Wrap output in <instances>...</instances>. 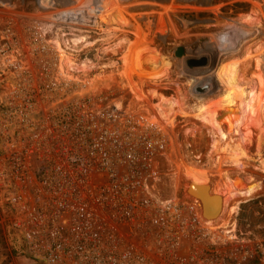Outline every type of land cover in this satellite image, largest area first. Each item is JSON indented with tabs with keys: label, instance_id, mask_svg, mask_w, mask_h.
Instances as JSON below:
<instances>
[{
	"label": "rangeland",
	"instance_id": "rangeland-1",
	"mask_svg": "<svg viewBox=\"0 0 264 264\" xmlns=\"http://www.w3.org/2000/svg\"><path fill=\"white\" fill-rule=\"evenodd\" d=\"M64 11L96 16L53 20ZM75 105L163 128L162 198L198 201L185 191L192 178L222 193L233 177L255 181L247 199L211 194L226 207L209 225L235 230L202 254L264 264V0H0V161L43 112ZM230 107L240 116L227 133L216 117ZM3 194L0 264H43L10 227Z\"/></svg>",
	"mask_w": 264,
	"mask_h": 264
},
{
	"label": "built area",
	"instance_id": "built-area-1",
	"mask_svg": "<svg viewBox=\"0 0 264 264\" xmlns=\"http://www.w3.org/2000/svg\"><path fill=\"white\" fill-rule=\"evenodd\" d=\"M38 123L0 161L1 210L30 256L43 264H222L202 254L206 241L223 243L220 230L153 192L163 148L155 123L87 105L43 112Z\"/></svg>",
	"mask_w": 264,
	"mask_h": 264
},
{
	"label": "bare ground",
	"instance_id": "bare-ground-1",
	"mask_svg": "<svg viewBox=\"0 0 264 264\" xmlns=\"http://www.w3.org/2000/svg\"><path fill=\"white\" fill-rule=\"evenodd\" d=\"M87 14H88L87 17H82V16H78V12L77 11H64V12H60V13H57L56 15H54L53 20L55 18L58 21H64V22L65 21H78V20H82L83 21L84 20L86 23H90L92 19L95 20V16L96 15H94L93 13H91V14L87 13ZM250 18H252V17H250ZM78 41L80 42L81 39L80 40L78 39ZM175 101H177V100H175ZM173 105H174V102H173ZM178 107H180V105ZM199 108H201V107H199ZM203 109H205L204 106H203ZM198 110L199 109H197V111ZM200 112H202V111H200ZM126 113H128V112H126ZM239 116H240L239 110L237 108L230 107L226 111L223 110V111L219 112L217 114L216 121H217V123L219 125H221L225 129V131L227 133H230L231 130H232L233 122L238 120ZM135 117H137V116H135ZM138 117H141V119L144 120L145 122L147 120H150V119L153 120L152 118H148L146 116H138ZM155 124H156V128L158 130V136L159 137H163V148H162L161 152H162V154H164V151H165V148H166V142H165L166 135H165V132H164L163 128L161 126H159L157 122H155ZM245 181H247V180H245ZM231 182H232V184L234 186L240 187V189H234L232 187V185H231ZM156 183L157 184H155L153 192L156 194V198H157L158 201H164L165 199H171V198H174L175 201H176V199H177L179 201V203H181L183 206L190 207L191 209H193L194 212H197L195 215L199 216L198 221L202 225L203 228H205L206 230H211L213 228H217V229L220 230V233H223L224 235H227V236H231V233L235 230V227H234L235 224H234V226L231 229H223L220 226L209 225L211 223L210 220H214L217 216H219L220 211L223 212L225 207H226V201H225L226 199H222V201H221V197L222 198L228 197L230 199L231 198H236V197L237 198H241V199H247L248 197H250L254 193H256V191L259 189V187L255 183V181H253V182H249V181L248 182H244L239 177H233L232 181H230V180L226 181L225 185L227 184V187L224 186V188H226V192H224L225 193L224 194V193H222L221 189L219 190L221 192H219L217 190V189H219V187H217V189H215V187H214L215 183L209 182V185H208L207 182L204 181L203 179L192 178L190 181L187 182L185 191L190 196H192L193 198L197 199L198 201L191 200V202H183V201L179 200L178 198H176V196H171L169 198H162L160 190L157 189L159 180H156ZM211 194H217V195H219L221 197L214 196V195H211ZM228 198H227V200H228ZM211 203L213 204V208H211V212H210L211 219H205L203 217V215H202V208L205 209V210L208 209L209 206H211ZM199 210H200V213H201L202 217L200 216Z\"/></svg>",
	"mask_w": 264,
	"mask_h": 264
},
{
	"label": "water",
	"instance_id": "water-1",
	"mask_svg": "<svg viewBox=\"0 0 264 264\" xmlns=\"http://www.w3.org/2000/svg\"><path fill=\"white\" fill-rule=\"evenodd\" d=\"M180 53H181V50L179 49V50H177V52L175 53V56L176 57H178L179 55H180ZM202 60H204V59H201V61ZM153 61L152 60H149V63H152ZM214 202V201H213ZM212 202V203H213ZM211 203V206H209V208L208 209H203L202 208V215H203V217L205 218V219H211V214H210V212H211V208H213V204Z\"/></svg>",
	"mask_w": 264,
	"mask_h": 264
}]
</instances>
